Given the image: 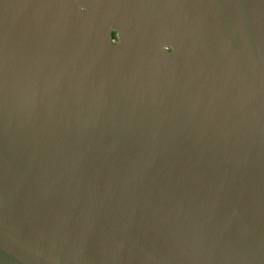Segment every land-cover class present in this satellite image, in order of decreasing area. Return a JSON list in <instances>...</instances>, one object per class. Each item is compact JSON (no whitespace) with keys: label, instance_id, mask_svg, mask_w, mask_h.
Returning a JSON list of instances; mask_svg holds the SVG:
<instances>
[{"label":"water","instance_id":"1","mask_svg":"<svg viewBox=\"0 0 264 264\" xmlns=\"http://www.w3.org/2000/svg\"><path fill=\"white\" fill-rule=\"evenodd\" d=\"M0 264H264V0H0Z\"/></svg>","mask_w":264,"mask_h":264},{"label":"flooded vegetation","instance_id":"2","mask_svg":"<svg viewBox=\"0 0 264 264\" xmlns=\"http://www.w3.org/2000/svg\"><path fill=\"white\" fill-rule=\"evenodd\" d=\"M113 36L115 39H117V34L116 33H113Z\"/></svg>","mask_w":264,"mask_h":264}]
</instances>
